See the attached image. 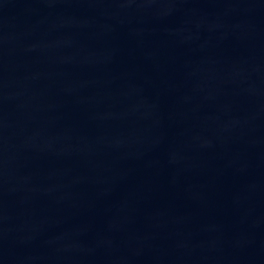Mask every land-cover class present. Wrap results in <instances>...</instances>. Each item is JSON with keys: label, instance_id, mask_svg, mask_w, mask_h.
I'll use <instances>...</instances> for the list:
<instances>
[{"label": "water", "instance_id": "1", "mask_svg": "<svg viewBox=\"0 0 264 264\" xmlns=\"http://www.w3.org/2000/svg\"><path fill=\"white\" fill-rule=\"evenodd\" d=\"M0 264H264V0H0Z\"/></svg>", "mask_w": 264, "mask_h": 264}]
</instances>
